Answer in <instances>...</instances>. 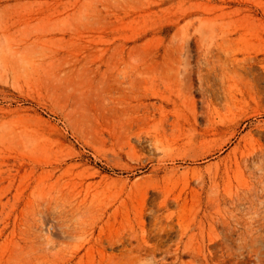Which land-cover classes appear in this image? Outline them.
<instances>
[{
	"label": "rangeland",
	"instance_id": "rangeland-1",
	"mask_svg": "<svg viewBox=\"0 0 264 264\" xmlns=\"http://www.w3.org/2000/svg\"><path fill=\"white\" fill-rule=\"evenodd\" d=\"M0 219V264H264V0H0Z\"/></svg>",
	"mask_w": 264,
	"mask_h": 264
},
{
	"label": "bare ground",
	"instance_id": "bare-ground-1",
	"mask_svg": "<svg viewBox=\"0 0 264 264\" xmlns=\"http://www.w3.org/2000/svg\"><path fill=\"white\" fill-rule=\"evenodd\" d=\"M1 222H3L2 221V219H0V223ZM6 228H7V224L3 227V228H0V236L4 233V231L6 230ZM78 228V227H77ZM77 231V230H76ZM78 231H79V229H78ZM75 233H77V232H75ZM49 243H50V241H48V243H47V245H49ZM54 243V242H53ZM52 243V244H53ZM43 245V244H42Z\"/></svg>",
	"mask_w": 264,
	"mask_h": 264
}]
</instances>
